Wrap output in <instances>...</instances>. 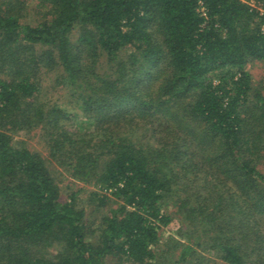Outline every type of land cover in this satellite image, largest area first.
<instances>
[{
	"label": "trees",
	"instance_id": "1",
	"mask_svg": "<svg viewBox=\"0 0 264 264\" xmlns=\"http://www.w3.org/2000/svg\"><path fill=\"white\" fill-rule=\"evenodd\" d=\"M28 1L0 0V264H162L174 220V264H264V0Z\"/></svg>",
	"mask_w": 264,
	"mask_h": 264
},
{
	"label": "rangeland",
	"instance_id": "2",
	"mask_svg": "<svg viewBox=\"0 0 264 264\" xmlns=\"http://www.w3.org/2000/svg\"><path fill=\"white\" fill-rule=\"evenodd\" d=\"M33 2V1H32ZM31 0L28 1V4L30 3L31 5ZM255 4V3H253ZM33 7V6H32ZM32 7L29 9V16H28V21H33L35 20V12ZM247 68L251 71L253 80L255 83L259 84L263 74V65L260 62H253L247 64ZM17 139H21L26 141L27 143L31 144L34 148L37 150L46 153L45 151V146L42 142V140L36 136H33L32 134H27V133H21L20 135L16 136ZM58 177L62 179L63 181L61 182V185L66 188V184L70 182L71 178L67 173H65L62 169H58ZM182 229V223L180 220H174L172 222L171 228L165 230L164 234L165 237L162 240V247L160 248V252L158 253V257L160 262L162 264H174L177 253V247L185 246V245H190L192 244L189 241L188 235H184L183 232H181ZM192 233V228L188 227V232L187 234ZM171 237V239H170ZM168 250H171V254L168 253ZM174 252V253H173ZM163 253V254H162ZM173 253V254H172Z\"/></svg>",
	"mask_w": 264,
	"mask_h": 264
}]
</instances>
